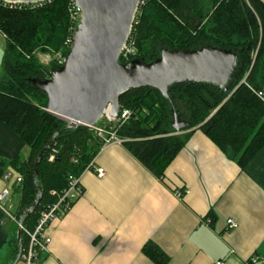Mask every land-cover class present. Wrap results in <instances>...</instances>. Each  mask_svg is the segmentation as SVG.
Here are the masks:
<instances>
[{
    "label": "trees",
    "instance_id": "1",
    "mask_svg": "<svg viewBox=\"0 0 264 264\" xmlns=\"http://www.w3.org/2000/svg\"><path fill=\"white\" fill-rule=\"evenodd\" d=\"M76 0L8 3L0 0V31L6 36L0 78V119L30 149L27 160L16 158L12 169L23 181L15 186L21 212L37 200L34 165L37 157L60 131L39 165L41 199L23 220L33 229L41 212L57 201L71 177L81 176L100 152L103 142L87 126L66 130L68 123L50 113L48 93L36 85L52 78L64 66L81 23ZM131 53L122 52L120 64L134 60L150 64L164 50L221 49L235 55L236 66L224 86L182 80L167 93L153 86L130 89L119 99L120 113L132 112L129 121L113 128L126 140L127 149L153 174L163 178L171 162L188 142L193 130L202 131L242 168L264 146V2L261 0H141L127 41ZM52 57L45 65L39 55ZM175 117L188 123L173 128ZM110 128L109 126H106ZM56 160L49 161L52 150ZM55 193V194H53ZM23 249L28 239L23 233ZM13 260L19 254L13 241ZM157 264L169 258L156 246L144 248ZM21 260V259H20Z\"/></svg>",
    "mask_w": 264,
    "mask_h": 264
},
{
    "label": "crops",
    "instance_id": "2",
    "mask_svg": "<svg viewBox=\"0 0 264 264\" xmlns=\"http://www.w3.org/2000/svg\"><path fill=\"white\" fill-rule=\"evenodd\" d=\"M5 50L0 35V78ZM29 155L25 142L0 119V190L9 185L3 176L12 161ZM94 167L104 169V177L94 169L82 175L84 193L46 230L51 244L40 264H157L144 252L148 244L169 258L167 264H264V146L242 168L193 130L162 179L125 144L102 147ZM19 200L11 187L10 213L18 211ZM229 219L237 221L236 229L228 227ZM18 230L0 207V264L16 260Z\"/></svg>",
    "mask_w": 264,
    "mask_h": 264
},
{
    "label": "water",
    "instance_id": "3",
    "mask_svg": "<svg viewBox=\"0 0 264 264\" xmlns=\"http://www.w3.org/2000/svg\"><path fill=\"white\" fill-rule=\"evenodd\" d=\"M8 3H36L41 0H3ZM141 0H78L83 16L75 35L74 44L65 64L52 78L36 85L49 97L48 111L68 120L66 130L78 126H94L102 118L108 104L111 114L119 116L121 95L130 89L153 86L166 94L168 86L182 80L211 82L224 86L236 66L235 55L221 49L193 51L164 50L161 57L146 64L134 60L120 64L122 48L127 44ZM188 123L175 117L173 128L181 131ZM58 132L37 157L34 179L37 200L30 209L21 212L17 243L23 250V220L38 206L41 188L37 181L39 165Z\"/></svg>",
    "mask_w": 264,
    "mask_h": 264
},
{
    "label": "built area",
    "instance_id": "4",
    "mask_svg": "<svg viewBox=\"0 0 264 264\" xmlns=\"http://www.w3.org/2000/svg\"><path fill=\"white\" fill-rule=\"evenodd\" d=\"M79 15L81 17L80 7L77 8V13L75 14V16L77 17ZM0 35L6 38V36L3 35L1 31H0ZM123 52L131 53L133 51L131 47H127L126 45ZM258 95L264 101V91L259 92ZM111 109H112V105L108 104L102 118V122L105 121L107 125H99L98 122L94 126H87L91 131H93V133L96 135L97 138L101 139V141L103 142L102 147L110 145L112 143L124 145L127 142L126 140L118 138L112 130L119 123H125L126 121H129L132 116V112L130 110L125 109L121 111L119 116H113L111 114ZM106 126H109L110 128H107ZM56 154L57 151L53 149L50 154L49 161L51 162L55 161ZM94 165H95V159L85 172L94 169L98 177L100 178L104 177L105 175L104 169L95 168ZM82 175L79 177L70 178L68 187L61 193L57 201L47 206L41 212L38 223L33 229L24 228V226L22 227L23 233H25L28 239V245L26 246L25 249L22 250V255H21V260L24 261L25 264H40L43 254L49 252L51 238L50 236L46 235V230L51 226V224L56 219L64 217L73 207L74 203L83 195L84 189L81 184ZM3 180L6 184L9 185L5 187L3 190H0V207L5 211V213L8 215L9 218H11L12 221H15L19 224V220L8 211L6 204L8 203L11 197V187L19 186L23 181V177L15 169H11L4 174ZM183 193L184 192L182 191H176L177 196L181 198L183 197ZM207 223L210 224L211 220L207 219ZM228 227L232 229H236L238 227L237 221L235 219H229ZM214 264H227V263L225 261L219 260L216 261Z\"/></svg>",
    "mask_w": 264,
    "mask_h": 264
},
{
    "label": "rangeland",
    "instance_id": "5",
    "mask_svg": "<svg viewBox=\"0 0 264 264\" xmlns=\"http://www.w3.org/2000/svg\"><path fill=\"white\" fill-rule=\"evenodd\" d=\"M77 1V5H78V0H76ZM78 7H80L79 5H78ZM80 9H81V20H82V16H83V11H82V8L80 7ZM80 25H81V23H80ZM127 45V44H126ZM126 45L122 48V50H121V53L124 51V49H125V47H126ZM39 59L41 60V62L43 63V64H45V65H49L50 63H51V59H52V57L51 56H49V55H39ZM57 116V115H56ZM59 118H61L60 116H58ZM61 119H63V120H65L67 123H68V120H66L65 118H61ZM99 125H107V123L105 122V121H103L102 122V119L99 121ZM9 201H10V199H9ZM14 204H17V202H18V197H15L14 198ZM19 264H25L24 263V261H20L19 262Z\"/></svg>",
    "mask_w": 264,
    "mask_h": 264
}]
</instances>
